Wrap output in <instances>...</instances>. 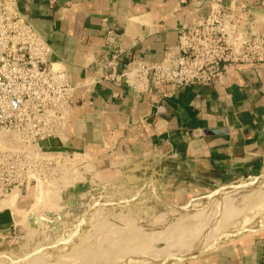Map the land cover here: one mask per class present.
I'll list each match as a JSON object with an SVG mask.
<instances>
[{
  "label": "crops",
  "instance_id": "crops-1",
  "mask_svg": "<svg viewBox=\"0 0 264 264\" xmlns=\"http://www.w3.org/2000/svg\"><path fill=\"white\" fill-rule=\"evenodd\" d=\"M218 1L240 25L264 29V0H17L49 43L50 61L76 87L68 137L41 146L81 151L103 169H130L184 192L264 177V64L235 65L224 85L165 83L135 92L123 82L97 81L104 71L98 60L111 45L121 51L120 68L131 58L159 62L177 52L179 26ZM16 201H1L0 217ZM13 211L8 223L19 219ZM197 256L175 264H264V226Z\"/></svg>",
  "mask_w": 264,
  "mask_h": 264
},
{
  "label": "rangeland",
  "instance_id": "rangeland-1",
  "mask_svg": "<svg viewBox=\"0 0 264 264\" xmlns=\"http://www.w3.org/2000/svg\"><path fill=\"white\" fill-rule=\"evenodd\" d=\"M69 153L39 156L31 182L1 199L17 200L6 216L19 219L0 217V264L185 262L264 224V177L184 192Z\"/></svg>",
  "mask_w": 264,
  "mask_h": 264
},
{
  "label": "built area",
  "instance_id": "built-area-1",
  "mask_svg": "<svg viewBox=\"0 0 264 264\" xmlns=\"http://www.w3.org/2000/svg\"><path fill=\"white\" fill-rule=\"evenodd\" d=\"M177 32V52L159 62L131 58L120 68L121 51L111 45L109 54L98 60L104 71L97 81L123 82L135 92L165 83L224 85L235 65L264 64V29L253 21L240 25L219 1ZM111 36L108 30L109 43ZM51 53L17 0H0V200L31 182L29 173L39 156L71 155L41 146L68 137L76 89L65 69L50 61Z\"/></svg>",
  "mask_w": 264,
  "mask_h": 264
},
{
  "label": "bare ground",
  "instance_id": "bare-ground-1",
  "mask_svg": "<svg viewBox=\"0 0 264 264\" xmlns=\"http://www.w3.org/2000/svg\"><path fill=\"white\" fill-rule=\"evenodd\" d=\"M255 199V198H254ZM255 201V200H254ZM260 214V213H259ZM262 215V214H261ZM260 215V216H261ZM262 226H264V224H257V227H255V228H253V229H256V228H259V227H262ZM250 230H252V229H250ZM250 230H244V231H242V232H240V233H238V234H233L232 236H228V237H225V238H223V239H221L220 241H218L217 243H215V244H213V245H210V246H205V247H202L201 249H199L197 252H195V254H197L198 255V253H201L202 251H204V249L205 248H209V249H212V248H214V247H216L217 245H219L220 243H223V242H225V241H228V240H230V239H232V238H234V237H236V236H239V235H241V234H243V233H245V232H247V231H250ZM188 249H190V247H188ZM196 256V255H195ZM138 257V256H137ZM167 258H165L164 260L163 259H161V256H159V258L157 259V258H155V261H154V259H152V262H150V263H144V264H162V263H164V261L165 262H167V260H169V259H167ZM180 260H183V258L182 259H180L179 258V260H177L176 262H178V261H180ZM176 262H172L171 264H175Z\"/></svg>",
  "mask_w": 264,
  "mask_h": 264
}]
</instances>
